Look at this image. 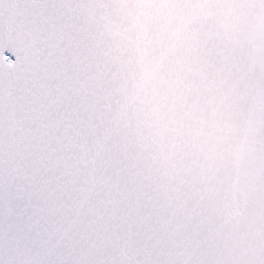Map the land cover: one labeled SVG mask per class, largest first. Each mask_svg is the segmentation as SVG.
I'll list each match as a JSON object with an SVG mask.
<instances>
[{"label": "snow or ice", "instance_id": "1", "mask_svg": "<svg viewBox=\"0 0 264 264\" xmlns=\"http://www.w3.org/2000/svg\"><path fill=\"white\" fill-rule=\"evenodd\" d=\"M0 264H264V0H0Z\"/></svg>", "mask_w": 264, "mask_h": 264}]
</instances>
